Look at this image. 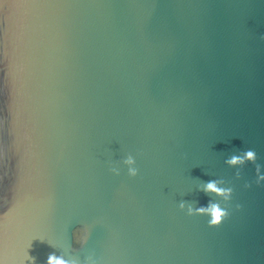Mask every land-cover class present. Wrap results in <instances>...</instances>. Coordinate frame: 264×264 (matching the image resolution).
I'll return each instance as SVG.
<instances>
[{"label":"water","instance_id":"1","mask_svg":"<svg viewBox=\"0 0 264 264\" xmlns=\"http://www.w3.org/2000/svg\"><path fill=\"white\" fill-rule=\"evenodd\" d=\"M262 36L264 0H0V264H264V182L225 162L264 165ZM219 179L220 226L179 208Z\"/></svg>","mask_w":264,"mask_h":264},{"label":"clouds","instance_id":"2","mask_svg":"<svg viewBox=\"0 0 264 264\" xmlns=\"http://www.w3.org/2000/svg\"><path fill=\"white\" fill-rule=\"evenodd\" d=\"M264 39V36L261 37ZM258 154L254 149L244 150L242 154H233L230 156L225 162L229 166H237V165H245L247 162H252L255 165L256 171V184H261L264 182V165L257 163ZM123 164L127 166L128 175L130 177H136L139 175V168L136 166V158L129 154L125 159H123ZM110 171L115 175H120L121 169L117 166H112ZM241 172L238 170L236 172V177L240 178ZM228 182L224 179L219 180H211L205 182L202 185L201 190L206 194L212 193L222 198L221 201H215L209 199L206 205H198V202H188L185 200H181L179 203V208L182 211H185L187 215H206L209 217L208 224L210 227H218L222 224V222L230 215L229 207L230 202L233 198L234 188L230 186H221L225 185ZM245 187H251V183H246ZM243 205L236 204V208L240 209ZM87 233V229H85ZM83 240V239H82ZM43 242V240H41ZM31 247V243L29 244V248ZM26 262H30V264H36V257L31 256L28 251L25 253L24 258L20 261V264H26ZM47 264H77L76 261H68L63 256H57L55 253H50L47 257ZM93 264H98L97 261H93Z\"/></svg>","mask_w":264,"mask_h":264}]
</instances>
